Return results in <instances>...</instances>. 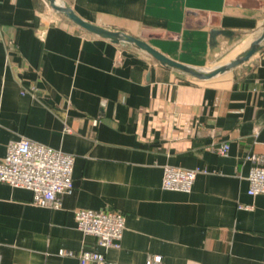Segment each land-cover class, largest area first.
Segmentation results:
<instances>
[{"label":"crops","instance_id":"1","mask_svg":"<svg viewBox=\"0 0 264 264\" xmlns=\"http://www.w3.org/2000/svg\"><path fill=\"white\" fill-rule=\"evenodd\" d=\"M56 1L203 70L238 56L264 23V0ZM212 30L230 35L211 48ZM261 44L200 80L87 32L47 0H0V161L21 138L73 156L58 208L0 182V264H79L59 250L119 264H264V194L247 193L251 157H264ZM166 166L200 170L189 192L161 187ZM80 209L124 214L120 247L79 231Z\"/></svg>","mask_w":264,"mask_h":264},{"label":"built area","instance_id":"2","mask_svg":"<svg viewBox=\"0 0 264 264\" xmlns=\"http://www.w3.org/2000/svg\"><path fill=\"white\" fill-rule=\"evenodd\" d=\"M119 60V59H118ZM229 149L227 143L215 148L220 155ZM256 164L247 176V193L264 194V157L252 156ZM73 156L60 150L33 142L26 138L10 141L0 161V182L14 188H26L32 192V203L37 206L58 208L64 194L71 193ZM200 170L166 166L161 187L165 190L189 192ZM248 207V206H240ZM76 228L83 234L96 238L104 250L119 248L125 228V216L116 211L80 209L74 213ZM62 256H75L79 264H119L107 259L104 252L59 250ZM161 257L153 256L146 264H160Z\"/></svg>","mask_w":264,"mask_h":264},{"label":"water","instance_id":"3","mask_svg":"<svg viewBox=\"0 0 264 264\" xmlns=\"http://www.w3.org/2000/svg\"><path fill=\"white\" fill-rule=\"evenodd\" d=\"M49 2V5L53 10L56 12H59L63 14L66 18H68L71 22L79 26L80 28L86 30L87 32H90L92 34L98 35L102 38L110 39L114 43L119 42H127L131 43L137 48L144 50L148 54H150L156 61H158L162 65L169 66L174 69H178L182 72H185L189 74L190 76L200 79V80H207L215 77L218 74L224 73L226 71H229L230 69L242 64L243 62L247 61L253 54L258 52L262 49V42L264 40V23L262 25V33L259 37L252 40L249 44V46L243 50L238 56H236L234 59L230 60L229 62L225 64H220L218 66H215L212 69L203 70V69H196L192 68L190 66H186L184 64H181L179 62H176L175 60H172L159 52L158 50L154 49L152 46H150L145 41L133 37L131 35H128L124 32L120 31H114L109 30L104 27L86 22L82 18H80L70 7L63 6L57 3L56 0H47ZM223 34V35H230L229 32L220 31V30H212L210 33V46L211 48H216L218 45L217 36Z\"/></svg>","mask_w":264,"mask_h":264}]
</instances>
